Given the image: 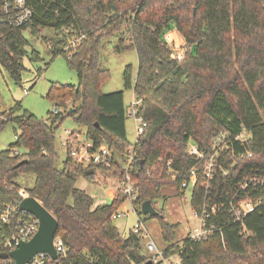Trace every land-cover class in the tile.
Returning a JSON list of instances; mask_svg holds the SVG:
<instances>
[{
    "label": "trees",
    "instance_id": "obj_1",
    "mask_svg": "<svg viewBox=\"0 0 264 264\" xmlns=\"http://www.w3.org/2000/svg\"><path fill=\"white\" fill-rule=\"evenodd\" d=\"M26 4L34 15L20 28L4 26L0 14V67L19 83L23 59L41 61L36 51L26 50L30 44L24 34L29 33L49 44L51 60L65 57L77 85L51 86L46 97L57 114L50 111L43 120L15 105L0 126L1 130L12 123L16 132L14 143L0 151V253L9 252L6 242L15 235L18 221L29 218L17 208L6 212L23 199L18 178L32 175L27 196L58 222L55 239L63 248L58 264H147L142 235L131 230L122 236L113 223L127 201L121 190L125 179L121 159L132 147L135 160L129 176L137 194L132 206L141 215V204L151 202L158 213L154 218L166 244L165 256L177 254L181 264H264V189L240 190L245 181L264 178V0H26ZM172 27L186 44L181 60L165 39ZM46 28L53 36L41 34ZM79 33L83 40L65 51ZM114 35L117 52L133 51L137 56L135 75L131 65L122 73L124 89L133 90L138 114L146 122L133 144L126 136L124 92H101L110 71L103 66L99 49L104 38ZM67 117L85 130L86 140L95 147L104 144L113 153L109 167H83L66 153L60 160L55 133ZM76 135L72 131L69 136ZM218 137L223 140L214 147ZM191 147L196 154L190 153ZM212 156L211 176L206 178L204 166ZM22 161L26 163L18 165ZM192 171L190 207L213 233L198 242L187 236L179 246L176 226L165 222L156 201L164 188L183 198L182 184L189 182ZM80 179L109 185L110 204L93 207V199L77 188ZM236 198L257 203L238 223L228 211ZM0 264L14 263L0 259ZM42 264L56 262L45 257Z\"/></svg>",
    "mask_w": 264,
    "mask_h": 264
},
{
    "label": "rangeland",
    "instance_id": "obj_2",
    "mask_svg": "<svg viewBox=\"0 0 264 264\" xmlns=\"http://www.w3.org/2000/svg\"><path fill=\"white\" fill-rule=\"evenodd\" d=\"M174 28L172 27L171 31ZM53 30L46 28L41 32L46 37L53 36ZM29 41V47L26 48L28 52L36 51L41 61L31 62L28 57L22 61L24 70L21 73V80L15 83L9 77L4 69L0 67V126L6 119L7 112L15 105H20L22 110H26L34 114L39 119H47L48 112L52 111L53 103L47 99V92L52 85H77L76 73L67 66V61L64 56L59 55L51 60L49 52V44L43 42L41 39H36L30 36L29 33L24 34ZM118 42L117 37L104 38L99 49L101 54L102 64L110 71V78L104 81L101 85V92L112 93L116 91H123L124 106L128 111L129 105L133 101V90H125L123 86L122 73L127 65H131L133 75H135L137 68V56L133 51L120 53L115 49ZM173 49L179 52H185L186 44L178 43L173 46ZM181 53V52H180ZM47 64V65H46ZM41 71V72H40ZM40 75L38 76V73ZM127 137L130 144L135 142V130L133 120L128 117L126 120ZM76 132L80 139L84 138L85 130L76 125L73 120L67 117L55 133L56 137V152L60 160L65 158V152L61 149V141L66 136V132ZM15 126L12 123H6L0 130V151H4L7 147L14 143L15 140ZM29 179H24L20 176L18 182L22 186V193L25 196L26 190L33 185L34 176L30 175ZM77 188L89 195L94 202L93 207L105 206L111 202V190L109 185L101 183L91 184L85 180L77 181ZM162 198L156 201V209L163 211L165 222L176 226L175 235L176 242L180 246L182 240L189 235L197 226L198 220L193 215L190 207L191 187L184 191V197L177 196L175 190L171 188L162 189ZM126 212L125 214H123ZM140 212V210H139ZM120 218H113V223L122 236H125L132 230V228L140 224L147 232V238L143 240V254L148 255L145 248L147 242L152 241L158 250L163 251L166 244L161 238L159 221L157 218L138 215L130 201H126L118 209ZM178 261L179 256L174 255Z\"/></svg>",
    "mask_w": 264,
    "mask_h": 264
},
{
    "label": "built area",
    "instance_id": "obj_3",
    "mask_svg": "<svg viewBox=\"0 0 264 264\" xmlns=\"http://www.w3.org/2000/svg\"><path fill=\"white\" fill-rule=\"evenodd\" d=\"M0 14H1V22L4 26L9 28H20L32 20L34 15L33 11L28 7L26 4V0H0ZM84 36L82 34H76L68 43V45L64 48V50L73 49L75 48L82 40ZM184 52L178 53L175 55L177 60H181L183 57ZM69 58V56H68ZM139 105V102L133 99L131 104L129 105V109L127 111L128 117L133 120L134 128H135V142H137L138 137L143 133L144 128L146 127V122L144 118L138 114V110L136 107ZM53 114L58 113V109L53 107L52 109ZM70 132H66L65 138L61 141V149L67 154V156L75 162L77 165H81L83 167H87L89 165H102L109 167L111 159L113 158V153L106 147V145L102 144L98 147H95L90 141L86 140L85 135L83 139H80L78 134L75 138L69 136ZM237 140H241V137L236 138ZM223 138L218 137L215 141L213 146H218L221 143ZM134 142V143H135ZM191 154H196L195 147L190 148ZM17 154V152H14ZM214 156L209 158L207 163L204 166V175L206 178L211 176L212 170V163H213ZM135 160L133 148L131 147L126 155L121 159V168L125 172V179L121 185V190L123 194L127 197V200L131 202L136 200L137 194L135 191V183L131 181L129 176V171L132 167V164ZM195 183V174L192 171L191 177L189 182H185L182 184V188L184 191L188 187H192ZM249 186L253 188L261 187L264 189V178L254 177L248 181H245L243 184L240 185V190L245 191ZM22 198H24L23 193L20 194ZM20 202L15 203L14 207H9L6 214L9 215L10 212L13 211L14 208L18 209V205ZM257 203L251 202L249 199L238 200L233 199L228 204V211L232 218V220L236 223L241 222L242 219L254 211ZM133 207V206H132ZM134 208V207H133ZM135 210V208H134ZM140 210V208H139ZM136 212V210H135ZM214 213V209H212ZM124 212L123 214H125ZM7 215L2 218L3 221L7 218ZM193 215L198 220V226L189 233L188 237L193 242H198L201 240H205L208 238L212 233L211 228H207L205 226L204 220L202 217H198L195 212ZM120 214H116L115 218H120ZM38 230V220L35 219L33 216L29 215L28 219H20L18 221V225L16 227L15 235L6 242V248L9 251L15 249L19 242L21 241H28L30 238L37 232ZM132 232L134 234L140 233L143 239H146L147 232L144 230L143 226L140 224L135 225L132 228ZM54 246L56 249L57 254L63 253L62 243L59 239L54 240ZM145 248L148 252V262L151 264H181V260L177 261L172 256H165L164 252L158 250L152 241L147 242ZM47 256L45 255H38L34 258L32 264H42V259Z\"/></svg>",
    "mask_w": 264,
    "mask_h": 264
},
{
    "label": "water",
    "instance_id": "obj_4",
    "mask_svg": "<svg viewBox=\"0 0 264 264\" xmlns=\"http://www.w3.org/2000/svg\"><path fill=\"white\" fill-rule=\"evenodd\" d=\"M70 112L73 110L70 109ZM20 162L18 165L24 164ZM18 210L38 220V230L28 241H21L17 247L9 252L0 253V259L12 260L14 264H32L38 255H45L56 264L58 254L54 246L55 234L58 227L57 220L48 212L40 202L30 196H25L18 205ZM140 214L144 216H157L150 201L140 206ZM151 264V262H147Z\"/></svg>",
    "mask_w": 264,
    "mask_h": 264
},
{
    "label": "crops",
    "instance_id": "obj_5",
    "mask_svg": "<svg viewBox=\"0 0 264 264\" xmlns=\"http://www.w3.org/2000/svg\"><path fill=\"white\" fill-rule=\"evenodd\" d=\"M165 39H166L167 43L172 47V50H173L175 55L182 52L181 50L179 52H176L177 50L173 49V46H176L178 43H183V44L185 43L183 38L176 32L175 29L173 31L168 32L165 36ZM136 70H137V68H136ZM123 102H124V98H123ZM125 129H126V136H128L126 125H125ZM134 130H135V128H134ZM127 139H128V137H127Z\"/></svg>",
    "mask_w": 264,
    "mask_h": 264
}]
</instances>
